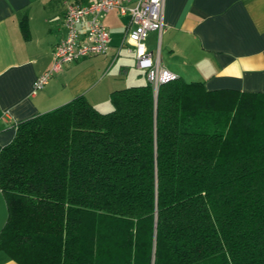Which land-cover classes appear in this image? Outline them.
Instances as JSON below:
<instances>
[{"label": "trees", "instance_id": "obj_1", "mask_svg": "<svg viewBox=\"0 0 264 264\" xmlns=\"http://www.w3.org/2000/svg\"><path fill=\"white\" fill-rule=\"evenodd\" d=\"M78 96L0 147L16 264H264V94L176 78Z\"/></svg>", "mask_w": 264, "mask_h": 264}, {"label": "crops", "instance_id": "obj_2", "mask_svg": "<svg viewBox=\"0 0 264 264\" xmlns=\"http://www.w3.org/2000/svg\"><path fill=\"white\" fill-rule=\"evenodd\" d=\"M67 1L87 6L98 0H50L42 5L41 0H0V147L12 141L15 124L75 97L85 96L99 112H109L111 92L147 83L134 54L121 46L128 17L113 11L106 17L123 19L124 24L105 23L104 18L111 45L107 54L64 65L33 94L36 80L52 67L53 47L64 36ZM163 18L162 65L176 78L204 83L208 91L264 94V0H165ZM156 44L157 34L151 32L147 49L154 50ZM6 219L0 193V231ZM0 264L16 263L0 252Z\"/></svg>", "mask_w": 264, "mask_h": 264}, {"label": "built area", "instance_id": "obj_3", "mask_svg": "<svg viewBox=\"0 0 264 264\" xmlns=\"http://www.w3.org/2000/svg\"><path fill=\"white\" fill-rule=\"evenodd\" d=\"M164 5L165 0H98L87 6L67 4L62 23L64 36L53 47L52 67L36 80L33 94L40 91L64 65L106 55L111 45L103 20L111 12L117 11L121 16L128 17L121 46L134 54L136 68L145 74L156 95L161 84L176 79L163 67L161 60ZM151 32L157 34V44L154 50L149 51L146 41Z\"/></svg>", "mask_w": 264, "mask_h": 264}, {"label": "rangeland", "instance_id": "obj_4", "mask_svg": "<svg viewBox=\"0 0 264 264\" xmlns=\"http://www.w3.org/2000/svg\"><path fill=\"white\" fill-rule=\"evenodd\" d=\"M50 0H41V5L43 4V3H45V2H49ZM53 1H58V3L59 4H61L62 3V1L63 0H53ZM84 1H86V0H84ZM67 4L68 3H70V2H66ZM54 5H56V4H53V5H50V6H48L49 8H48V10L50 11L51 9H53V8H55V6ZM106 19L104 20L105 21V23H109V22H112V21H115V23H116V25H118V26H120L121 27V25H123L124 24V22H123V19H120V18H115V17H113V16H108V17H105ZM123 23V24H122ZM92 58H94V57H92ZM98 58V57H97ZM96 58V59H97ZM133 69H134V65H133V67H132ZM110 111V110H109ZM101 112V111H100ZM101 113H106V112H101Z\"/></svg>", "mask_w": 264, "mask_h": 264}]
</instances>
